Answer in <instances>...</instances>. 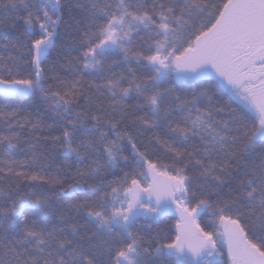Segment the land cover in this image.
<instances>
[{
	"label": "snow or ice",
	"instance_id": "6c2138e0",
	"mask_svg": "<svg viewBox=\"0 0 264 264\" xmlns=\"http://www.w3.org/2000/svg\"><path fill=\"white\" fill-rule=\"evenodd\" d=\"M18 22L0 264H264V0H0V32ZM42 128L55 173L48 136L23 149Z\"/></svg>",
	"mask_w": 264,
	"mask_h": 264
},
{
	"label": "trees",
	"instance_id": "16d2710c",
	"mask_svg": "<svg viewBox=\"0 0 264 264\" xmlns=\"http://www.w3.org/2000/svg\"><path fill=\"white\" fill-rule=\"evenodd\" d=\"M23 32V27H22V22H18L17 26L15 29H4L3 32H0V38H2L4 35H7L9 37H14L18 35L19 33ZM61 51V43L58 41L56 45V50L53 51L52 56L53 58L56 57L57 53ZM9 55V52L0 48V56H7ZM75 55V53H73ZM116 71H120L119 68L116 69ZM68 79H71V76H68ZM85 79H90V77H85ZM221 97H222V102L228 100V94L226 90L221 89ZM24 106L27 109V112L25 114H32L33 116L40 114L42 118L44 119L45 123H51L50 116L51 114L47 112L46 110V105H43L39 99H36L35 102L25 100L24 101ZM234 106V105H233ZM7 133V128L3 125H0V134H6ZM49 133L51 135H59L60 133L57 131H53L51 129L47 128H42L39 130H36L34 134L29 133L27 130H24L22 135L24 137V140L22 141L23 143V149L26 150L29 145H28V139L31 137V139L35 140L36 138H42L45 136L49 137L48 143L44 145L45 148H47L48 152L50 153V159L53 161V167L52 171L53 173L56 172L58 168L61 166H67L72 163L70 160L63 159L59 156L58 150L54 149L51 143V137L49 136ZM24 150L17 151L15 153L14 158L18 160L25 159V152ZM204 220H207V217H204ZM175 226V220L174 219H166L164 222L160 225L159 229L154 226V231H159L160 229H163L165 232H167L169 229H174ZM172 235H174V232H172ZM225 255V253H224ZM226 258V256H225Z\"/></svg>",
	"mask_w": 264,
	"mask_h": 264
},
{
	"label": "rangeland",
	"instance_id": "374dc122",
	"mask_svg": "<svg viewBox=\"0 0 264 264\" xmlns=\"http://www.w3.org/2000/svg\"><path fill=\"white\" fill-rule=\"evenodd\" d=\"M225 256H226V250H225Z\"/></svg>",
	"mask_w": 264,
	"mask_h": 264
}]
</instances>
